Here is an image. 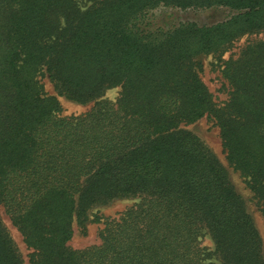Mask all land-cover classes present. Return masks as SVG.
<instances>
[{
  "label": "trees",
  "instance_id": "trees-1",
  "mask_svg": "<svg viewBox=\"0 0 264 264\" xmlns=\"http://www.w3.org/2000/svg\"><path fill=\"white\" fill-rule=\"evenodd\" d=\"M158 8L230 16L162 29ZM261 32L264 0H0V205L28 264H264L226 170L182 129L215 123L264 215V41L224 58ZM207 55L225 83L220 103L199 75ZM43 74L89 112L61 116ZM114 88L116 100H103ZM122 198L136 202L104 220L98 245L68 246L75 220ZM0 264H24L1 219Z\"/></svg>",
  "mask_w": 264,
  "mask_h": 264
},
{
  "label": "rangeland",
  "instance_id": "rangeland-1",
  "mask_svg": "<svg viewBox=\"0 0 264 264\" xmlns=\"http://www.w3.org/2000/svg\"><path fill=\"white\" fill-rule=\"evenodd\" d=\"M83 4V3H82ZM88 5V3H86ZM230 12L226 9H208V10H192L185 11L177 9L158 8L151 14V22L154 28L167 29L184 22H192L199 26L210 25L227 19ZM264 41V32L256 35L244 36L235 41L229 51L225 53L224 58L235 55L248 42ZM223 58V57H222ZM200 68V78L206 85L209 92L214 96L217 103L226 99L225 83L220 75L218 60L215 56H200L196 59ZM45 94L53 96L57 99L61 116H81L89 112L92 107L90 104H77L64 96L59 95L54 89L52 83L48 80L47 75L43 74L40 78ZM119 89L114 88L107 90L102 96L103 100L114 102L118 96ZM182 129L189 131L203 142V144L215 155L219 163L227 172L228 178L234 186L236 192L242 197L247 212L251 216L254 225L260 235L262 242V254L264 258V215L254 199L253 194L247 188L245 179L239 172L235 171L227 162L225 152L221 146L219 138V130L212 120L202 118L199 121L182 126ZM136 200L122 198L116 199L105 205H98L89 210L81 221H74L73 237L69 241L68 246L73 250H81L83 248L98 245L100 243L99 234L103 228V222L107 218H115L119 213L130 207ZM0 219L8 231L10 237L19 250L24 264H28L30 251L23 243L19 232L13 227L8 216L5 214L3 207L0 205ZM203 246L212 250V244L208 238L203 241ZM212 264H219L212 260Z\"/></svg>",
  "mask_w": 264,
  "mask_h": 264
}]
</instances>
